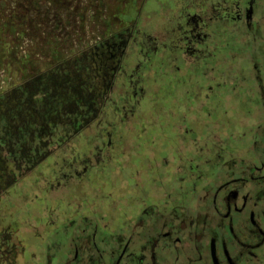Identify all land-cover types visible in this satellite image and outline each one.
Listing matches in <instances>:
<instances>
[{
    "label": "flooded vegetation",
    "instance_id": "obj_1",
    "mask_svg": "<svg viewBox=\"0 0 264 264\" xmlns=\"http://www.w3.org/2000/svg\"><path fill=\"white\" fill-rule=\"evenodd\" d=\"M235 10L254 41L252 71L241 70L243 86L236 91L244 99V127L223 129L219 123L169 132L172 150L161 145L170 151L169 160L163 158L150 177L163 192L153 189V198L143 194L139 207L130 192L123 196L126 206L106 213L97 192L81 197L69 185L84 176L93 182L99 165L89 162L61 173L58 184L41 191L26 183L52 160L59 141L87 127L102 87L121 69L120 34L75 46L59 69L24 79L2 75L0 264L21 259L26 264H264V0L237 2ZM189 89L192 96L193 85ZM206 98L202 106L212 111L223 99ZM186 99L178 103H193ZM252 118L256 124L245 126ZM109 163H101L100 170L111 180ZM87 207L93 217L82 215Z\"/></svg>",
    "mask_w": 264,
    "mask_h": 264
},
{
    "label": "rangeland",
    "instance_id": "obj_2",
    "mask_svg": "<svg viewBox=\"0 0 264 264\" xmlns=\"http://www.w3.org/2000/svg\"><path fill=\"white\" fill-rule=\"evenodd\" d=\"M61 1L0 0V15L5 14L6 17L7 11L10 10V13L15 8L19 13L18 18L23 19L25 24L29 22L28 26L34 34L42 31L48 33L43 38L48 44L44 60L32 63L38 70L43 68L42 73H46V66L59 69L67 56L76 49L72 46L73 42L68 41L71 45L68 46L63 44L64 39L57 37L59 30L66 32L63 24L72 25L71 20L60 19L58 8ZM85 1V9L89 10H85L87 17L84 24L88 26L83 41L89 44L94 40V35L100 33L91 32L90 25L93 23L89 21L94 19L100 24L97 28L101 27L103 34H120L117 54L121 60V69L113 72L111 80L107 79L100 97L95 104L92 103L96 108L85 124L87 127L84 125V129L59 141L58 146L53 147L52 160L43 163L38 169L39 172L34 173L32 179L26 183L41 191L42 187L59 182L61 173L79 169L77 165H87L85 162L99 165V169L93 171L96 177L93 182L84 176L69 186L75 187L81 197L89 199L92 193L97 192L96 201L102 204L103 212L106 213L108 209L126 206L123 201L126 192L138 198H135L137 207L143 194H149L153 198L156 195L153 189L156 188L158 194L163 192L158 188L161 187L160 183L150 177L154 176L152 172L157 171L156 166L158 170L161 169L163 158L169 160L171 146L175 143L173 138H169V132L178 129L180 131L184 127L189 131L190 127L195 130L196 125L199 128L217 127L219 123L223 129L239 125L244 127V99L239 98L243 81L239 82V75L242 74L241 70L252 71L253 60L249 51L254 41L243 21L235 19L237 2L243 4L245 0L82 2ZM64 14L70 16L66 11ZM3 23L8 29L13 26L17 28L13 18L5 22L0 19V24ZM81 24L83 25L82 22ZM0 47L1 81L4 70L12 66L11 60L16 57L3 45ZM63 47L66 49L64 54L61 49ZM174 79L178 81L174 82ZM191 85L194 93L189 96ZM208 86L212 88L208 90ZM206 96L211 98L210 102L217 98L223 99L220 104L214 103L217 108L212 111L202 106ZM181 97H188L193 102L192 106L178 103ZM206 110L211 114L208 121ZM252 124H256L253 118L246 121L245 126ZM201 132L200 129L198 134ZM161 145L163 148L167 145L170 151H164ZM106 153L112 157H107ZM96 156L97 159L98 156L101 157V160L97 161ZM103 162H111V180L101 176L107 173L100 170ZM164 169L169 170L171 167ZM17 206L16 212L21 208L19 203ZM92 210L91 207L83 208L82 215L93 217ZM13 219L15 217L10 215L7 221L9 225ZM1 245L4 246L5 243ZM2 252L5 259L4 249ZM18 263H25L24 259Z\"/></svg>",
    "mask_w": 264,
    "mask_h": 264
},
{
    "label": "trees",
    "instance_id": "obj_3",
    "mask_svg": "<svg viewBox=\"0 0 264 264\" xmlns=\"http://www.w3.org/2000/svg\"><path fill=\"white\" fill-rule=\"evenodd\" d=\"M82 1L83 0H62L61 6L58 8V11L60 12L61 20H65L66 18L68 20H71L72 25L66 26L63 24V29L66 30V32L65 33L60 32L61 30H59V33L57 36L58 38L61 37L62 39H64L63 44L66 43L68 46H71L69 45L70 43H68V41L73 42L72 46H77V47L85 43V41H83V38L86 36L85 30H86V27L88 26L84 24L86 21V17H87L85 15V10L87 11L89 9L88 8L85 9V5H87V1H85V3H83ZM9 11H7L6 17H5V14L4 16L0 15V19L4 20L5 22V20L8 21L10 19L12 20L13 18L16 21L15 24L17 28L13 26L12 29H8L4 23L0 24L1 25L0 27V40H1L0 46L3 45V47H5V49L8 52L14 53L16 59L11 60V64H10L12 65L10 67L11 69L8 67V69L4 70L5 73L6 74L12 73L13 79H16L18 77L20 79H24V78L31 77L33 75L43 72L42 71L43 68L38 70V68L33 67L32 63L35 61L42 62V60H44L45 51L47 50L48 44L44 42L43 38L46 37L48 33L42 31L39 34H34L35 32L31 30V27L28 26L29 22L25 24L23 23V19H19L20 17L18 18L19 13H17V10L15 8H13L10 13ZM64 11L69 13L70 16L68 17L67 14L63 15ZM90 21L89 23H93L92 24L93 26L90 25L91 32H93L94 34L97 32H100L94 35V38H97L101 35L102 36L110 35V32L103 34L102 30L100 29L101 27H98L99 29L97 28V26L100 25L97 22V20L94 19L91 22ZM81 22L83 23L84 26L82 24L80 25ZM0 49L2 48L0 47ZM61 49L63 50V54H64V51L66 49H64V47ZM20 64L23 66H19ZM46 64L48 65V62ZM48 67L49 66H46L47 69Z\"/></svg>",
    "mask_w": 264,
    "mask_h": 264
},
{
    "label": "bare ground",
    "instance_id": "obj_4",
    "mask_svg": "<svg viewBox=\"0 0 264 264\" xmlns=\"http://www.w3.org/2000/svg\"><path fill=\"white\" fill-rule=\"evenodd\" d=\"M190 2V1H189ZM212 35V34H211ZM205 86V85H204ZM247 87V86H246ZM182 96V95H181ZM228 102H229V100H228ZM238 106V105H237ZM202 115V114H201ZM232 118V117H231ZM236 119V118H235ZM237 122V121H236ZM165 123V122H164ZM215 123V122H214ZM224 125V124H223ZM225 126V125H224ZM227 127V126H226ZM237 128V127H236ZM217 129V128H216ZM223 130V129H222ZM235 130V129H234ZM140 134V133H139ZM146 135V134H145ZM221 135H223V134H221ZM203 136V135H202ZM211 136V135H210ZM170 138V137H169ZM166 140V139H165ZM188 140V139H187ZM191 145V144H190ZM189 148V147H188ZM162 150V149H161ZM194 151V150H193ZM123 164V163H122Z\"/></svg>",
    "mask_w": 264,
    "mask_h": 264
}]
</instances>
